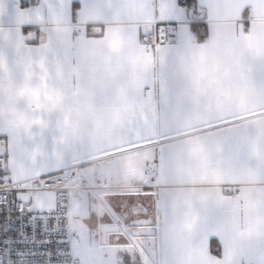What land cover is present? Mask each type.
Here are the masks:
<instances>
[{"label":"snow or ice","instance_id":"snow-or-ice-1","mask_svg":"<svg viewBox=\"0 0 264 264\" xmlns=\"http://www.w3.org/2000/svg\"><path fill=\"white\" fill-rule=\"evenodd\" d=\"M0 215V264H264V0H0Z\"/></svg>","mask_w":264,"mask_h":264},{"label":"built area","instance_id":"built-area-1","mask_svg":"<svg viewBox=\"0 0 264 264\" xmlns=\"http://www.w3.org/2000/svg\"><path fill=\"white\" fill-rule=\"evenodd\" d=\"M0 219H2V215H0Z\"/></svg>","mask_w":264,"mask_h":264},{"label":"crops","instance_id":"crops-1","mask_svg":"<svg viewBox=\"0 0 264 264\" xmlns=\"http://www.w3.org/2000/svg\"><path fill=\"white\" fill-rule=\"evenodd\" d=\"M213 243H215V242H213Z\"/></svg>","mask_w":264,"mask_h":264}]
</instances>
